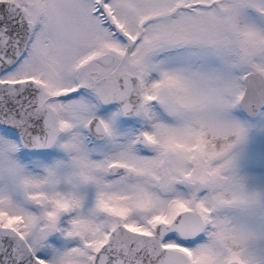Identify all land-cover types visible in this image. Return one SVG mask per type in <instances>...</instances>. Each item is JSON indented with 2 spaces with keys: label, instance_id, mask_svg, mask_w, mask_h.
Segmentation results:
<instances>
[{
  "label": "snow or ice",
  "instance_id": "obj_1",
  "mask_svg": "<svg viewBox=\"0 0 264 264\" xmlns=\"http://www.w3.org/2000/svg\"><path fill=\"white\" fill-rule=\"evenodd\" d=\"M0 264H264V0H0Z\"/></svg>",
  "mask_w": 264,
  "mask_h": 264
}]
</instances>
